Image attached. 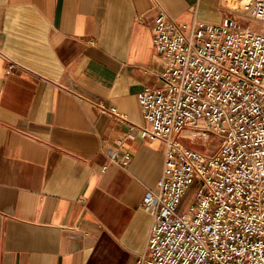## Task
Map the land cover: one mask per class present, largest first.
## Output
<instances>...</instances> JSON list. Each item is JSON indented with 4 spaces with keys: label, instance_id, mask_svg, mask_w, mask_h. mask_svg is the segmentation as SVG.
I'll return each mask as SVG.
<instances>
[{
    "label": "crops",
    "instance_id": "1",
    "mask_svg": "<svg viewBox=\"0 0 264 264\" xmlns=\"http://www.w3.org/2000/svg\"><path fill=\"white\" fill-rule=\"evenodd\" d=\"M159 5L187 23L227 15L222 0H0V264H136L145 250L165 149L138 135V94L161 84ZM127 132L124 167L109 156Z\"/></svg>",
    "mask_w": 264,
    "mask_h": 264
},
{
    "label": "built area",
    "instance_id": "2",
    "mask_svg": "<svg viewBox=\"0 0 264 264\" xmlns=\"http://www.w3.org/2000/svg\"><path fill=\"white\" fill-rule=\"evenodd\" d=\"M232 1L238 9L222 0L220 23H187L158 6L161 84L138 94V135L163 143L164 168L144 194L152 226L136 264H264V30L229 16L264 24V0ZM97 105L127 120L116 106ZM136 137H120L110 161L128 166L126 141ZM196 137H215L217 149L183 140Z\"/></svg>",
    "mask_w": 264,
    "mask_h": 264
},
{
    "label": "rangeland",
    "instance_id": "3",
    "mask_svg": "<svg viewBox=\"0 0 264 264\" xmlns=\"http://www.w3.org/2000/svg\"><path fill=\"white\" fill-rule=\"evenodd\" d=\"M228 15V13H226ZM229 16L243 22V23H250L251 25H254L260 29L264 30V24L256 22V21H251L249 18L245 17L244 14L240 13V12H236L235 14H229ZM183 140L185 141V143L187 145H189L190 147L193 148H198L202 151H206V152H211V151H215L217 149L218 146V141L215 139V137L211 138V141H209V143H205L204 144V140L201 137H196L195 141H191L188 138H183ZM191 195L185 200V205H187L189 199L191 198L193 191L190 192Z\"/></svg>",
    "mask_w": 264,
    "mask_h": 264
},
{
    "label": "bare ground",
    "instance_id": "4",
    "mask_svg": "<svg viewBox=\"0 0 264 264\" xmlns=\"http://www.w3.org/2000/svg\"><path fill=\"white\" fill-rule=\"evenodd\" d=\"M230 4L232 5L233 9H238L236 6V2L234 3V1L230 0Z\"/></svg>",
    "mask_w": 264,
    "mask_h": 264
}]
</instances>
